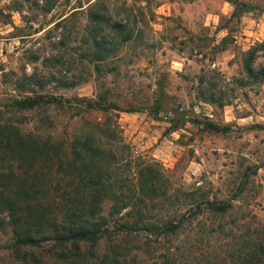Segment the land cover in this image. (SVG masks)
Returning <instances> with one entry per match:
<instances>
[{"label": "rangeland", "instance_id": "1", "mask_svg": "<svg viewBox=\"0 0 264 264\" xmlns=\"http://www.w3.org/2000/svg\"><path fill=\"white\" fill-rule=\"evenodd\" d=\"M95 35L111 38L100 58ZM251 47L257 70L264 0H0V122L57 138L99 132L116 160L120 181L111 189L127 190L142 166L154 174V189L138 202L151 221L195 199L230 201L158 240L140 231L100 238L97 252L125 254L117 264H157L165 255L169 264H239L254 249L251 264H264V70L248 75ZM35 92L63 106H10ZM82 99L113 106L86 108ZM105 121L112 136L95 125ZM110 203L103 199L102 212ZM10 241L0 226V264H35ZM39 243L42 264H66Z\"/></svg>", "mask_w": 264, "mask_h": 264}, {"label": "trees", "instance_id": "2", "mask_svg": "<svg viewBox=\"0 0 264 264\" xmlns=\"http://www.w3.org/2000/svg\"><path fill=\"white\" fill-rule=\"evenodd\" d=\"M110 40L105 35L93 36V55L100 58L109 52ZM246 53L244 67L248 75L256 78L264 65L254 70L250 65L253 48ZM80 102L86 108L113 106L98 100ZM9 104L14 110H21L49 104L63 106V101L35 92L14 97ZM95 125L112 136L114 128L108 121ZM112 156L111 149L102 145L100 133L93 130L57 138L0 122V226L9 229L8 246L15 252L20 250L23 258L33 257L35 264H42L34 251L42 240L49 242L53 253L63 257L66 264H117L125 254L109 249L97 252L100 238L140 231L149 241L158 240L174 233L195 213L224 212L230 206L228 199H195L172 218L151 221L153 214L149 215L148 209L141 208L138 202L154 189V174L140 173L142 166L127 190L118 187L115 191L111 185L120 179L113 174L116 160ZM106 197L111 198V203L104 213L102 201ZM254 253L255 249L250 250L249 257L239 260V264L254 263ZM136 264L156 263L142 258ZM157 264H169L166 255Z\"/></svg>", "mask_w": 264, "mask_h": 264}]
</instances>
